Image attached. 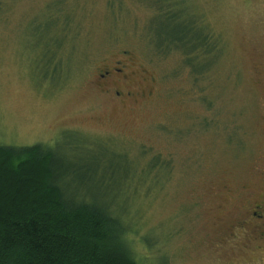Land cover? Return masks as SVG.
Listing matches in <instances>:
<instances>
[{"label": "rangeland", "instance_id": "rangeland-1", "mask_svg": "<svg viewBox=\"0 0 264 264\" xmlns=\"http://www.w3.org/2000/svg\"><path fill=\"white\" fill-rule=\"evenodd\" d=\"M184 3L222 37L197 77L155 50L152 0H0V145L53 147L65 184L115 202L142 264H264L250 228L229 231L264 199V0ZM49 18L55 77L35 38ZM116 61L128 79L106 92Z\"/></svg>", "mask_w": 264, "mask_h": 264}, {"label": "trees", "instance_id": "trees-1", "mask_svg": "<svg viewBox=\"0 0 264 264\" xmlns=\"http://www.w3.org/2000/svg\"><path fill=\"white\" fill-rule=\"evenodd\" d=\"M149 28L161 54L179 51L194 76L223 52L222 37L188 10L184 0H152ZM40 25L46 76L55 77L57 45L66 33ZM198 74V75H196ZM72 172L53 147L0 145V264H142L128 229L108 200L83 195L64 183Z\"/></svg>", "mask_w": 264, "mask_h": 264}, {"label": "flooded vegetation", "instance_id": "flooded-vegetation-1", "mask_svg": "<svg viewBox=\"0 0 264 264\" xmlns=\"http://www.w3.org/2000/svg\"><path fill=\"white\" fill-rule=\"evenodd\" d=\"M124 69L127 67L123 64L122 61H116L115 65L112 67H105L103 73L99 75V78L103 79L108 83V90L112 92L113 86L118 83H126L124 79H128V75L124 73ZM129 74V73H128ZM129 85V84H128ZM115 94L120 95L119 90L114 89ZM126 94L129 96L131 92L128 91ZM261 200V201H260ZM239 215V214H238ZM237 215V217H238ZM250 228V235L258 240L262 247H264V199L261 198L253 204H248L245 208L240 209V216L238 221L234 225L230 226L229 231L231 233L237 229Z\"/></svg>", "mask_w": 264, "mask_h": 264}]
</instances>
